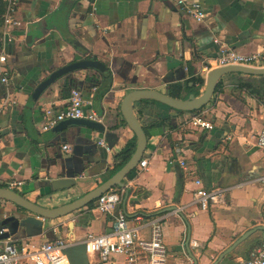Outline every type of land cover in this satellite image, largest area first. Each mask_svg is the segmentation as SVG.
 <instances>
[{
  "label": "crops",
  "instance_id": "1",
  "mask_svg": "<svg viewBox=\"0 0 264 264\" xmlns=\"http://www.w3.org/2000/svg\"><path fill=\"white\" fill-rule=\"evenodd\" d=\"M189 1L201 5L207 15L205 21L189 19L172 0H18V25L4 26L1 16L0 53L7 55L8 61L0 71L8 73L9 81H0V178L21 181L13 191L52 209L106 181L118 164L115 155L134 137L120 114L124 95L136 89L169 95L162 79H167L170 71H177L176 76L181 77L184 71L179 68L183 65L187 71L180 83L188 82L191 91L183 90L180 98L200 95L206 78L203 67L218 55L214 39L241 54L264 55V0ZM83 54L102 62L112 76L109 90L102 95L105 84L100 78L91 95L85 81V112L94 113L97 122L117 134V141L108 151L97 145L90 158L93 163L86 166L87 174L76 180L77 191L67 192L66 178L52 164L55 156L70 153L73 142L68 139L54 147L51 141L55 135L41 132L40 127L48 108L55 113L64 108L72 86H63L58 80L37 102L29 96L37 81ZM239 79L255 81L246 75L224 76L222 89L204 107L213 110L212 130L189 125L196 112L182 114L158 103L135 105L146 130L143 159L148 166L133 179L123 181L128 190L124 209L130 220L140 214L148 219L145 217L171 206L179 210L153 216L168 215L162 225L168 264H192L185 249L187 239L197 263L212 264L244 232L264 225V185L255 182L264 175V152L254 144L256 133L264 125V100L236 90ZM92 136L95 142L103 139L98 133ZM64 146L70 150L63 151ZM180 159L188 171L178 165ZM195 180L205 189L229 188L224 204L200 210L192 203ZM51 185L55 191L50 190ZM120 190L125 194L119 188L110 191ZM2 209L6 215L16 210L12 203L0 200ZM112 224L110 215L94 207L83 208L47 221L43 236L22 238V242L61 238L69 245L83 234L109 233ZM141 235L147 237L148 231ZM3 244L0 241V249ZM259 245H264L260 231L219 264H241ZM115 259L123 261L122 257ZM88 260L89 264H99L97 256H88ZM135 264H147V260L141 257Z\"/></svg>",
  "mask_w": 264,
  "mask_h": 264
},
{
  "label": "water",
  "instance_id": "2",
  "mask_svg": "<svg viewBox=\"0 0 264 264\" xmlns=\"http://www.w3.org/2000/svg\"><path fill=\"white\" fill-rule=\"evenodd\" d=\"M87 1L93 2L94 0ZM28 38H30V36H28ZM30 43L31 40L28 41V44ZM82 50L84 51V49ZM179 70L182 72L184 71L181 77L176 76L177 71H170L169 75H167V79L163 77L162 82L167 86L168 90H170L171 85L180 83L185 79L187 67L183 65L179 68ZM91 72L94 74H90ZM109 72V69L102 62L89 58L87 55L83 54L80 57H76L73 62L51 72L42 81H37L35 87L30 93L29 98L32 102H37L39 97L58 80H62L63 86H72V89H77L82 93L83 85L86 81V84L88 85L87 93L91 95V93L95 91H93V89H96V86L99 83L97 77L102 81L107 78V74H111ZM230 74L264 77V65L262 67L225 66L210 69L208 73H206L204 89L198 96L189 94L185 98H173L159 91L145 89H136L128 92L126 95H124L121 101L120 114L123 122L131 130L135 137V148L130 159L119 170H117L95 189L71 201L70 203L52 209H47L37 205L36 203L25 199L22 195L13 190L0 188V200L12 203L16 209L10 215H6L3 209L0 210V231L4 230V232L0 234V241L12 239L20 242L24 238L30 239L43 236L47 230V227H45L47 221H53L62 217H66L83 208L88 209L89 204L93 203L101 195L113 188H119L125 191V194L122 198L121 209L126 214L124 204L127 199L128 190L125 188L123 181L126 179L128 174L137 167L140 160L146 157V155H144V151L147 145V136L141 121L135 112V105L143 101L154 102L182 114L193 113L203 109L212 101L218 83L224 76ZM76 75L82 77L83 79L76 78ZM208 119H210L213 124L215 123L213 119V110L209 111ZM263 126L256 133V135L260 133ZM50 133L51 135H55L54 139L51 141V144L54 147L56 143H65L68 139L73 142L70 153L55 156L52 164V166L59 167L60 174L66 178L68 185L64 187V189L67 192L77 191L75 188H78L79 183L76 180L81 178L82 175H86V166L93 163L90 158L97 149V142H95L92 133H98L103 136L108 150H111L117 141L116 133L106 129L100 122L88 120L86 118L67 119L59 122L50 130ZM50 190L55 191L56 189L51 185ZM176 209L177 208L175 206H171L158 211L157 213L148 215V217L145 218L171 212ZM135 216L137 217L146 215L140 214ZM69 227H73V223H69ZM259 231L262 232L264 239V225L255 226L244 232L229 247L223 250L212 264H219L222 260L231 258L233 250L238 245L244 242L252 234ZM90 235L95 236L90 233L80 235L79 237H76L74 243L66 245L61 250V253L65 255L69 264H89L85 241ZM60 239L61 238L57 240ZM188 244L189 239H187L185 242V249L188 259L192 264H198L197 259L194 257V255H192Z\"/></svg>",
  "mask_w": 264,
  "mask_h": 264
},
{
  "label": "built area",
  "instance_id": "3",
  "mask_svg": "<svg viewBox=\"0 0 264 264\" xmlns=\"http://www.w3.org/2000/svg\"><path fill=\"white\" fill-rule=\"evenodd\" d=\"M5 11L2 16L4 26L18 25L15 20L17 13V0H3ZM175 7L182 11L189 19L202 23L207 18L204 9L200 4L189 0H172ZM218 46V55L208 59L203 67V71L208 73L210 69L225 66H247L262 67L264 65V55L262 53L241 54L231 49L227 45L214 39ZM7 55L0 53V67L7 63ZM0 81L8 84L9 77L7 72L0 71ZM95 89H93L94 91ZM87 102L83 93L77 89H71L66 105L58 112L48 108L44 113V122L40 127L41 132H48L59 122L67 119H83L98 121L94 113H86L85 106ZM209 110L204 108L196 111L189 120V125L193 128L202 130H212L213 122L208 119ZM254 144L264 152V126L260 133L255 136ZM97 145L108 151L103 139L97 141ZM68 146L63 147V151H69ZM178 165L188 171L186 162L183 159L178 161ZM148 162L141 159L136 167V173L147 170ZM255 182L264 185V175L255 179ZM197 189L193 192L192 203L200 210L207 211L223 205L224 196L229 188L205 189L200 180L194 181ZM22 185L21 181L3 180L0 178V188L14 190ZM123 191H108L101 195L95 201L94 210L101 214L110 215L113 218V224L109 233H102L95 236H88L86 244V253L88 256H97L99 264H135L139 258L145 257L147 264H166L167 250L163 243V220L168 215L144 219L141 216L128 219L121 208ZM174 210L172 213H178ZM148 231V236L143 237L142 231ZM4 230L0 231V234ZM0 249V264H69L61 250L67 245L63 240L52 242L35 243L31 240L22 242L7 239ZM192 246H196L193 243ZM122 257L120 262L115 258ZM241 264H264V245L254 251L251 258Z\"/></svg>",
  "mask_w": 264,
  "mask_h": 264
},
{
  "label": "trees",
  "instance_id": "4",
  "mask_svg": "<svg viewBox=\"0 0 264 264\" xmlns=\"http://www.w3.org/2000/svg\"><path fill=\"white\" fill-rule=\"evenodd\" d=\"M4 12V5L2 3V0H0V23H1V16L3 15ZM92 59H95L94 57H89ZM110 73V72H109ZM232 76H238L239 74H231ZM106 79L102 80V83L105 84V86L103 87V89L101 90V95L104 94L105 92H107L111 86V74H107L106 75ZM250 78H254L255 81L253 82H249V81H244L242 79H239L236 81V90L238 91H246L248 92L252 97L259 99L260 101L264 100V77H252L249 76ZM223 87V78L220 80V82L217 85V88L215 90V93L220 92V90ZM191 91V88H188V82L181 84V83H177V84H173L171 85L170 88V92H169V96L173 97V98H180V93L182 91ZM69 94V93H68ZM67 94V96H68ZM65 96V95H63ZM196 96H198V93H196ZM187 97L184 96V98ZM149 103H154V102H146L143 101L139 104H149ZM167 108V107H166ZM155 124H153L152 126H154ZM159 126H162V124H158ZM145 133L146 130L144 129ZM134 148H135V137H133L130 141L127 142V144L125 145V147L118 153L115 155V159L118 161V164L114 167V170L112 172V174H114L117 170H119L131 157V155L134 152ZM136 175V171L133 170L131 171L127 178L128 179H133ZM94 205L93 203L89 204L88 208L89 209H93ZM262 245H259L258 248H260ZM254 251H256V249H254ZM253 253V251H252ZM249 257L251 258V256L249 255ZM247 258L248 260L250 258ZM246 259V260H247Z\"/></svg>",
  "mask_w": 264,
  "mask_h": 264
},
{
  "label": "bare ground",
  "instance_id": "5",
  "mask_svg": "<svg viewBox=\"0 0 264 264\" xmlns=\"http://www.w3.org/2000/svg\"><path fill=\"white\" fill-rule=\"evenodd\" d=\"M166 264H168V261L166 262Z\"/></svg>",
  "mask_w": 264,
  "mask_h": 264
}]
</instances>
